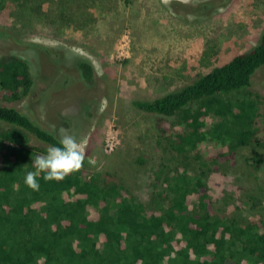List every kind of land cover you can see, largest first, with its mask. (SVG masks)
<instances>
[{
	"label": "trees",
	"instance_id": "1",
	"mask_svg": "<svg viewBox=\"0 0 264 264\" xmlns=\"http://www.w3.org/2000/svg\"><path fill=\"white\" fill-rule=\"evenodd\" d=\"M231 1L178 5L199 21ZM74 66L84 82H94L88 60ZM263 66L264 28L252 48L222 65L156 98L132 100L152 116L148 153L129 148L117 168L103 170L85 156L79 171L61 181L41 176L33 191L24 184L32 158L60 138L31 109L9 104L29 98L34 79L25 59L3 57L0 264H264V200L255 194L262 190L256 173L264 168V96L251 90ZM256 111L261 114L254 117ZM228 131L235 137L229 145ZM143 170L146 199L132 185ZM245 173L251 188L239 187L244 199L228 189L233 196L215 199L217 190L225 193L215 187L217 177Z\"/></svg>",
	"mask_w": 264,
	"mask_h": 264
},
{
	"label": "rangeland",
	"instance_id": "2",
	"mask_svg": "<svg viewBox=\"0 0 264 264\" xmlns=\"http://www.w3.org/2000/svg\"><path fill=\"white\" fill-rule=\"evenodd\" d=\"M198 2L3 0L0 60L7 55L25 59L34 79L31 96L9 104L31 109L59 138L70 134L82 141L96 170L117 168L129 148L148 153L152 116L136 110L132 100L156 98L222 65L252 48L264 28V0H232L199 21L178 5ZM79 58L94 68L91 84L73 70ZM251 90L264 96V66L255 72ZM261 113L254 117L261 114L264 122ZM228 133L223 138L227 145L235 141L233 131ZM256 174L262 190L255 194L264 200V168ZM248 178L246 173L217 177L214 185L225 193L217 190L215 199L233 196L226 189L244 199L242 191L251 188ZM148 180L143 170L132 181L141 199H146ZM216 207L221 208L218 202Z\"/></svg>",
	"mask_w": 264,
	"mask_h": 264
},
{
	"label": "clouds",
	"instance_id": "3",
	"mask_svg": "<svg viewBox=\"0 0 264 264\" xmlns=\"http://www.w3.org/2000/svg\"><path fill=\"white\" fill-rule=\"evenodd\" d=\"M85 161L82 141L64 134L58 141L48 147L44 155L32 158V170L24 176V184L33 191L39 190V179L44 181H61L68 175L80 170ZM91 163V161H89Z\"/></svg>",
	"mask_w": 264,
	"mask_h": 264
}]
</instances>
